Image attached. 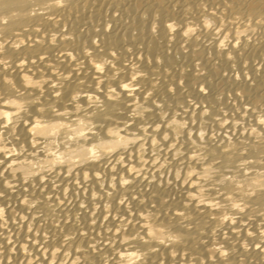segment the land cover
<instances>
[{
	"label": "bare ground",
	"instance_id": "obj_1",
	"mask_svg": "<svg viewBox=\"0 0 264 264\" xmlns=\"http://www.w3.org/2000/svg\"><path fill=\"white\" fill-rule=\"evenodd\" d=\"M3 230L0 264H264V0H0Z\"/></svg>",
	"mask_w": 264,
	"mask_h": 264
},
{
	"label": "rangeland",
	"instance_id": "obj_2",
	"mask_svg": "<svg viewBox=\"0 0 264 264\" xmlns=\"http://www.w3.org/2000/svg\"><path fill=\"white\" fill-rule=\"evenodd\" d=\"M0 236L3 238L4 243L7 244V246H8L9 240L6 238L7 234L4 230L0 233ZM59 260H62V258H59Z\"/></svg>",
	"mask_w": 264,
	"mask_h": 264
}]
</instances>
